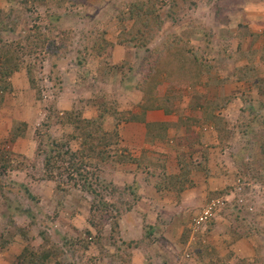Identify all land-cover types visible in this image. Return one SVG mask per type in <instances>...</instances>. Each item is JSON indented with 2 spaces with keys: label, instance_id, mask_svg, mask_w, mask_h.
Masks as SVG:
<instances>
[{
  "label": "rangeland",
  "instance_id": "obj_1",
  "mask_svg": "<svg viewBox=\"0 0 264 264\" xmlns=\"http://www.w3.org/2000/svg\"><path fill=\"white\" fill-rule=\"evenodd\" d=\"M12 1L0 6V85L5 79L9 85L0 86V264L15 263L24 249L53 251V264H264V98L253 96L264 95V72L243 70L262 60L261 48L243 42L259 29L237 21L234 38L218 22L222 14L235 18L239 3L160 0L154 8L155 0ZM172 3L178 10L171 18ZM144 6L156 12L140 21L134 16ZM145 26L152 27L151 41L138 46L129 37ZM178 37L184 41L180 62H167L186 80L173 86L165 72L150 79L164 63L163 48L178 45ZM8 50L11 71L2 56ZM141 86L149 91L146 105L157 89L185 118L177 123L182 132L168 142L176 149L171 154L180 146L192 157L219 141L235 147L225 181L207 187L218 194L177 198L169 181L171 187L158 191L160 183L168 185L167 167H157L151 149L139 157L116 136L112 117L125 121L143 109L129 107L139 96L124 87ZM239 93L247 102L244 122L232 127L214 118L219 134L205 130L208 121L196 113L207 115L211 107L218 117L215 110L221 113ZM89 132L93 144L86 142ZM52 151L80 153L48 168ZM119 156L129 161L119 163ZM82 159L79 174L95 183L101 198L73 185L72 177L80 176L71 166Z\"/></svg>",
  "mask_w": 264,
  "mask_h": 264
},
{
  "label": "crops",
  "instance_id": "obj_2",
  "mask_svg": "<svg viewBox=\"0 0 264 264\" xmlns=\"http://www.w3.org/2000/svg\"><path fill=\"white\" fill-rule=\"evenodd\" d=\"M235 1L239 3L238 4L239 7H237L236 17L232 19L230 18L225 19L222 14L221 15L222 19L218 20L220 27L223 28L221 30H223L222 32L224 34L230 32V34H234L233 35L234 38L235 36L237 37V28H236L237 21L250 22V25H254L253 27L255 29H259L258 32L255 31L254 34L247 35L243 42H245V44L246 43L250 44V42H252L251 45H254L253 43H255L254 48L256 47L261 48L260 50H256V52L259 53V56L257 55L258 59L259 60L262 59V60L260 62H252V64H250L249 67H245L243 70L259 69L264 72V60H263L264 59V0H235ZM12 2H13L12 0H0V6L2 7V9L3 7L6 6H7L6 8H8V6L9 7L11 6ZM230 27H231V31H229ZM253 36H255L254 40L252 39ZM194 39H196V34L190 36L191 42H194L193 41ZM256 52H254V57ZM121 56H122V52H121ZM127 89H129L130 91H136V94L139 96L138 101L133 102V100H131V102L133 103L129 107H133L136 105L139 106L144 104V99H143L144 93L141 90H139L136 87H124L125 91ZM235 96L236 97L235 98L233 97L230 103L226 104L224 109L220 111L221 113H217V111L215 110V114L218 117H213V109L211 107H209V111L207 115H206V111L204 113L205 115L203 113H196L197 118L201 119L203 117L204 121H208L209 124H207L205 130L209 132L214 131L216 134H219L218 133L219 129L215 125H213L214 118L220 120V117H223L225 125H227L225 122L227 121L228 123L232 124V127H234V124L239 125L238 123L244 122L243 119H245V116L246 117L248 116V110L247 107H245L244 109L243 106L247 105V102L246 100L242 99V94L239 93L236 94ZM243 96L245 95L243 94ZM253 96L260 97V100L264 98V95H258L255 93ZM135 113H136L135 116L134 114L130 115L128 119L121 122H118L115 119V117H112L114 124L116 126L115 130H117V133L121 138V141L125 145H127L130 151L137 152L138 153L137 155L139 157L143 156L144 154L143 152L145 150L151 149L153 151L152 153L153 156L158 158L155 159V161L161 164L158 165L156 163L157 167L159 169L162 168V170H165L167 167V174L163 178L164 182L165 183L166 182L168 183V181L171 182L169 176L176 178L174 183L172 184V189L175 190L173 191L174 193H177L175 194L177 198L179 197L188 198L189 196L201 197V196H206L207 194L209 196L210 194L208 193L209 191V188H207L208 186H211V184L214 186H218L219 184H222L225 181L226 175L228 173L227 172L228 166L231 165V163L228 161L229 158L227 157L228 151L235 150V147L229 148L227 145L222 147V141H219L217 145L212 146L211 148H209L208 146L207 147L202 146L200 149L201 152L198 154H193L192 157H185V155L181 153L183 149L180 146L176 148L181 149V151L174 152L171 154L170 151L173 148L169 146L168 142H170L171 139H173V137L176 136L177 129H179V132H182V129H184V127L181 128V126H177V123L179 122L181 123V119L183 120L185 118L183 116L182 117L177 116L176 113H173V111L167 112V109H165V107L159 109H149V110L142 109L136 111ZM251 113L253 115L255 114L254 112ZM118 114L121 117L126 116L125 112L124 113L118 112ZM234 114L236 117H234ZM209 116H211V118H209ZM199 129L201 128L199 127ZM234 130L235 132H238L236 128H234ZM206 138L207 135L205 134L203 140ZM173 150L176 149L174 148ZM171 155L172 157H169ZM168 157L170 158V161L168 160ZM161 160L162 162H159ZM212 167L214 168L213 175H211L210 173L211 171H209V168ZM184 183L186 185H184ZM163 185H164L163 189L164 188L166 189L167 186L171 187L169 183L168 185L166 184ZM203 192H206V194L201 195ZM216 194L214 193L211 194L210 196ZM160 195L161 193L158 194V196Z\"/></svg>",
  "mask_w": 264,
  "mask_h": 264
},
{
  "label": "trees",
  "instance_id": "obj_3",
  "mask_svg": "<svg viewBox=\"0 0 264 264\" xmlns=\"http://www.w3.org/2000/svg\"><path fill=\"white\" fill-rule=\"evenodd\" d=\"M22 1L24 3H26L27 0H22ZM154 2H155L154 5H153L154 8L156 6H158V3L160 4V0H155ZM176 4L177 3H172V5H171V11H172L171 12V18L173 16H175L176 13H177V10L178 9L176 8ZM149 11L152 12V13H155L156 12L155 9H152V8H148V10L146 11L145 10V6H144V7H142L141 11L138 14H135L134 17H136L138 20L142 21L141 18H144L145 17V14H147V12H149ZM151 26L148 27V28H147V26H145L144 31L143 30L142 31L138 30L135 33H132V37L130 36L129 39H132L134 42H137L138 43V46L146 45L147 44L146 41H149V42L151 41L150 39H148L149 38V36H148V34H149L148 33V30H150L152 28ZM145 30H147V31H145ZM178 38H179V40H177L178 45H176V43H172V44H170L168 46H165L163 48L162 54L163 55L166 54L164 63L163 62L158 63V67L160 68L158 70V72H156V73H149L148 74V76L151 77L150 79H152V77H154V75L157 74V73H160V72L163 73V72H165L166 78L168 79L169 84L172 83V85L175 86V85H182L184 83V81L186 79H177L176 78V75L178 76L179 74H177V72L175 71V68H173V66H171V65L168 66L169 64L167 62V61H169L171 59H174L172 61V63L175 61L174 64H176V62L177 63L180 62L179 59L177 60V57H178L179 52H180V49L179 48L182 46V44H183L184 41L182 40V38H180V37H178ZM29 42H30V39H29ZM124 44L131 45V41H128V43H124ZM27 48L30 49L29 46H27ZM9 52H10V50L5 51L6 54H3L2 56L5 55V67L8 68L9 71H11L9 69L10 67H8V66H12V64H15V63H13L14 59L11 58V56L9 54H7ZM159 52L160 51L157 50V53H159ZM193 70L194 69H191V71H193ZM12 72H14V71L12 70ZM148 76L146 75V78H148ZM194 79L198 81V80H200V76H198V77H196ZM4 81H2V83H1L0 86L3 87V89L8 90L9 89V85L7 83V80H6V82H4ZM156 85H158L157 79H156ZM10 87H11V85H10ZM139 90H141L144 93L145 97H149V91H148L147 88L141 86L139 88ZM153 95L156 97V99H154L152 102H150V104L147 103V105H146L147 98L145 99V103H144L145 105L143 104V106H142L144 110L159 109V108H164L165 107V109H167V112H172V109H171V105L173 103V99L172 98H171V100H172V103L171 104H169L167 102V101H169V99H167L166 96L163 97V98H161V99H159L158 98L159 97V91H157V89H156V92ZM156 100H159L161 102V105L160 106H158V105L155 104V101ZM0 101H2V100H0ZM100 119H102V118H100ZM102 122L104 124L103 119H102ZM103 124L101 123V126L100 127H102ZM97 129H100V128H97ZM116 134H117L116 136L119 138V135H118L117 131H116ZM88 140H90L89 143L93 144L92 141H94V142L96 141V136H93V134L91 132H89L88 135H87V138H86V142H88ZM106 141L109 142V140H107V139H106ZM99 142H100V144H102V142H104V140L103 139H99ZM108 142L105 143L106 146L110 144ZM56 146L57 147H61L62 145H56ZM52 152H53V154H50L49 155V153H48L47 156H46V166L48 168H50V166L52 165V163H55L56 166H58L57 163L60 164L63 161V157L64 156H70V158L74 161V160L78 159V157H79L78 155L80 153V152L79 153L66 152V153H62V154L59 153L58 155H55L54 154L55 151H52ZM102 159H103V157H102ZM104 160H106L105 157H104ZM128 161H129V158L124 157V156H119V163L120 162L124 163V162H128ZM83 167H86V161H85V159L80 160V164L74 163L73 166H71V170H73L75 172V176H76V175L79 174V172L81 173L80 170H82ZM66 171L69 172V170H67V169L65 170V172ZM79 176H80L79 180H77V178H73L72 177L73 185L76 186V187H78L79 185L83 184V187L82 188L84 189L85 192L90 193L93 196L97 195V192L98 191L95 188V183L93 181H90L88 178H85L86 176H84L83 174H79ZM169 178L171 179V182L174 183V181H175L176 178H174L172 176H169ZM184 185H186V184L184 183ZM163 187H164V185H162L160 183L157 186V190L158 191H161L163 189ZM97 196H99V198H101V195L99 193H98ZM92 210L94 211L92 213V216L95 217L96 216V212H98V206L94 202H93V205H92ZM98 230L101 233L103 229H102V227H99ZM87 234L89 236L92 235L90 231L89 232L87 231ZM92 239H93V237H92ZM84 242H86V241L78 240V246H80V247L83 246L84 247ZM54 255L55 254H54L53 251H47V250H38V251H36V250L24 249V251L22 252V254L15 260V263H13V264H53L52 262H55L54 261L55 257H53ZM56 264H59V263H56Z\"/></svg>",
  "mask_w": 264,
  "mask_h": 264
},
{
  "label": "built area",
  "instance_id": "obj_4",
  "mask_svg": "<svg viewBox=\"0 0 264 264\" xmlns=\"http://www.w3.org/2000/svg\"><path fill=\"white\" fill-rule=\"evenodd\" d=\"M202 220H203V218H202Z\"/></svg>",
  "mask_w": 264,
  "mask_h": 264
}]
</instances>
